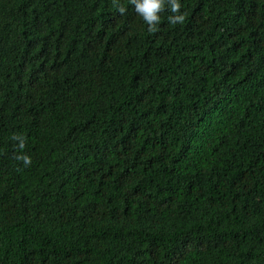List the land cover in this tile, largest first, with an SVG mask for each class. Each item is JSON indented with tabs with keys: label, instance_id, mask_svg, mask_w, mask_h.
I'll return each instance as SVG.
<instances>
[{
	"label": "trees",
	"instance_id": "1",
	"mask_svg": "<svg viewBox=\"0 0 264 264\" xmlns=\"http://www.w3.org/2000/svg\"><path fill=\"white\" fill-rule=\"evenodd\" d=\"M178 2L0 0V264H264V0Z\"/></svg>",
	"mask_w": 264,
	"mask_h": 264
},
{
	"label": "clouds",
	"instance_id": "2",
	"mask_svg": "<svg viewBox=\"0 0 264 264\" xmlns=\"http://www.w3.org/2000/svg\"><path fill=\"white\" fill-rule=\"evenodd\" d=\"M131 2L135 5V10L138 14H140L144 21L148 24L149 32L157 31L156 25L160 23V15L159 13L165 10L164 0H131ZM171 7L170 10L172 13H179L181 5L178 0H170ZM123 12V9H120ZM169 22L172 24L180 23L182 24L185 20V16L183 14L169 16ZM18 138V137H17ZM24 147V141L21 140L20 148ZM17 159L22 160L25 166L31 164V159L27 155L19 156Z\"/></svg>",
	"mask_w": 264,
	"mask_h": 264
}]
</instances>
